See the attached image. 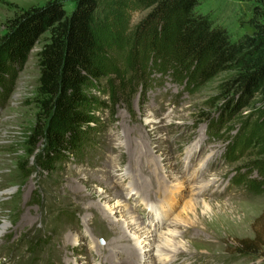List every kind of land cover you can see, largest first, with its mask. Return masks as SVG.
<instances>
[{
  "label": "rangeland",
  "instance_id": "1",
  "mask_svg": "<svg viewBox=\"0 0 264 264\" xmlns=\"http://www.w3.org/2000/svg\"><path fill=\"white\" fill-rule=\"evenodd\" d=\"M47 1L0 0V36L16 12ZM62 2L68 10L75 5ZM151 8L141 0H100L95 30L120 78L134 52L135 26ZM196 9L226 25L233 40L264 25V0H199ZM42 43L0 111V264H123L127 253L107 245L100 256L97 246L122 237L119 223L129 212L158 235L140 259H130L133 264H264L260 94L230 117L219 113L229 96L225 74L185 89L169 74L155 73L150 88L129 89L117 103L114 92L94 84L88 89L101 100L92 106L100 119L99 144L85 160L29 173L36 159L28 133L39 116L36 54ZM137 182L141 194L132 189ZM118 201L131 208H119L111 222L104 210ZM256 234L260 250H238V238Z\"/></svg>",
  "mask_w": 264,
  "mask_h": 264
},
{
  "label": "trees",
  "instance_id": "2",
  "mask_svg": "<svg viewBox=\"0 0 264 264\" xmlns=\"http://www.w3.org/2000/svg\"><path fill=\"white\" fill-rule=\"evenodd\" d=\"M141 1L152 8L135 26L134 52L122 78L95 30L100 0H75L71 10L62 0H48L9 19L0 36V111L33 48L43 42L36 54L39 116L28 133L29 153L36 156L29 173L53 172L66 161L85 160L99 144L100 119L92 106L101 100L88 89L94 84L114 92L117 103L129 97V89L150 88L155 73L169 74L185 89L225 74L229 96L220 115L231 117L257 94L264 99L263 24L233 40L226 25L196 9L199 0ZM237 244L245 255L263 246L258 234L238 238Z\"/></svg>",
  "mask_w": 264,
  "mask_h": 264
},
{
  "label": "bare ground",
  "instance_id": "3",
  "mask_svg": "<svg viewBox=\"0 0 264 264\" xmlns=\"http://www.w3.org/2000/svg\"><path fill=\"white\" fill-rule=\"evenodd\" d=\"M139 185H140V183H139ZM139 185L137 182L135 184V187H132V189H137V193L141 194V192L138 191ZM151 187H152V184H150L149 189H151ZM106 188H108V190H109V185H107ZM170 190H172V189H170ZM158 192H161V188L158 191H156V193H158ZM90 195H93V191H90ZM110 195L117 196V195H119V192H117V194H116V192H114ZM152 201H150L147 197L146 204L151 205ZM118 203L119 204L114 205V206H110V207L106 206L105 207L107 209V211L104 210V213L106 215V219H108L111 222H116V220H115L116 215L115 214L119 211V208H120V212H124L126 209L128 210L131 208L129 205H127L124 202L118 201ZM168 212H169L168 209H166L167 214H168ZM129 214H130L129 217L123 219L122 222L119 223V225L122 229V233H121L122 237L116 239L114 242L111 241L112 243L106 242V244H104L103 241L99 240L97 249H98V252L100 251L99 252L100 256H102L104 254V253H101V251L106 252L107 245H109V247H110V245H113L111 247L114 248V251L120 252V253L121 252L127 253L126 256L131 257L130 259H132V261H133V260H138V258L139 259L141 258L142 254H143V250H146V248H149V247L151 248L150 245L152 244V241L154 240V238L156 236H158L157 233H155V228L152 229L150 227L151 225L148 227L146 224H144V221H141L139 219L138 215L134 214L133 212H129ZM123 217H125V216H123ZM119 234H120V232H117V235H119ZM78 240H79V238L76 237L73 240V242L76 243ZM122 242L130 243V246H129V244L122 246L121 245ZM114 243H115V245H114ZM127 246H129L127 249L128 252L124 251V249ZM130 259H126L125 261H123V264H133ZM162 262H163V264H170L169 259H164ZM66 264H73V262L69 261Z\"/></svg>",
  "mask_w": 264,
  "mask_h": 264
}]
</instances>
